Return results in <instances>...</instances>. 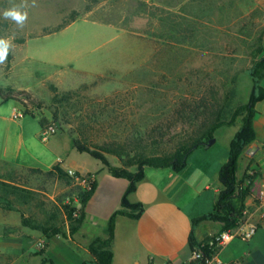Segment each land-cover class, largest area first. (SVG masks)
I'll return each instance as SVG.
<instances>
[{
  "label": "rangeland",
  "instance_id": "obj_1",
  "mask_svg": "<svg viewBox=\"0 0 264 264\" xmlns=\"http://www.w3.org/2000/svg\"><path fill=\"white\" fill-rule=\"evenodd\" d=\"M20 3L0 0V37L13 45L0 64V89L26 91L35 105L15 120L14 108L26 113L25 107L0 97V178L36 192L37 201L21 208L39 222L64 225L63 205H81L94 183L30 169L46 171L60 158L67 166L104 167L76 150L67 158L68 126L42 141L41 118L46 127L53 125L52 85L60 93H77L83 110L114 101L107 110L119 114L111 128L119 135V129L153 126L157 110L169 112L178 97L188 94L214 92L226 102L230 119L248 103L254 87L250 70L264 56V0H36L26 9L23 28L2 17ZM108 160L124 167L116 156ZM100 177L106 194L113 177L108 169ZM94 204L98 213L102 201ZM9 212L21 217L18 209ZM0 264H6L2 257Z\"/></svg>",
  "mask_w": 264,
  "mask_h": 264
},
{
  "label": "crops",
  "instance_id": "obj_2",
  "mask_svg": "<svg viewBox=\"0 0 264 264\" xmlns=\"http://www.w3.org/2000/svg\"><path fill=\"white\" fill-rule=\"evenodd\" d=\"M261 88L264 90V77ZM255 110V139L240 157L236 177L238 183L249 188L243 217L246 227L253 224L258 230L251 240L238 238L225 246L219 253L224 263L264 264V99L256 104ZM242 126V119H238L234 125L217 130L214 143L197 149L180 172L145 168V178L128 196L130 203L142 205L143 213L139 218L117 217L111 244L113 264H184L192 256L193 241L202 243L212 234L223 231V224L219 222H194L214 212L224 189L220 171L229 159L231 143ZM68 143L67 158L73 150L79 152L72 136ZM57 163L46 171L34 170L48 173L59 167L66 173L72 170L96 179L97 188L85 207L83 226L72 236L66 222L63 234L47 238L42 232L26 227L15 212L0 209V257L6 264L90 262L93 260L92 242L107 238L110 217L122 209V198L129 186L127 180L111 174L108 193L103 194L100 174L105 167L98 165L91 170L80 165L67 166L61 158ZM101 201L98 213L93 212L94 203ZM76 207L81 205L77 203Z\"/></svg>",
  "mask_w": 264,
  "mask_h": 264
},
{
  "label": "trees",
  "instance_id": "obj_3",
  "mask_svg": "<svg viewBox=\"0 0 264 264\" xmlns=\"http://www.w3.org/2000/svg\"><path fill=\"white\" fill-rule=\"evenodd\" d=\"M76 16L78 17V14L73 17ZM74 20L75 18L72 19ZM250 76L254 81L250 99L247 104L237 108L230 119L225 118L226 102L217 98L214 92L200 96L188 94L178 97L169 112L164 111V108L157 110L159 113L154 114L153 126L141 130L135 128L129 132L119 129V135L111 130L116 127L115 123L119 119V114L114 110H107L114 105V101L105 103L103 107L101 104L98 107L97 104H89V109L83 110L79 107L82 103L76 100L77 93H60L55 86H51L53 93L51 108L56 134L65 133V127L68 126V133L73 137L74 145L79 152L100 161L115 178L129 182L122 198V209L115 212L109 219L106 228L107 238L104 240L97 238L92 242L90 250L93 260L84 264H113L111 244L117 217L139 218L143 213L142 205L130 203L128 196L135 192L137 184L145 178L146 167L170 169L174 172L182 171L189 157L197 149L209 146L217 130L232 126L241 118L243 126L232 141L229 159L220 171V181L224 189L220 193L214 212L194 222L199 224L205 220H212L222 223L223 230L234 228L239 224L246 210L245 200L249 195V188L243 183H238L236 173L240 157L255 139L254 124L257 115L255 107L264 99V90L261 88V80L264 77V56L250 70ZM0 97L3 101L15 100L21 103L26 109V115H29V108L35 105L34 98L26 91L0 89ZM156 99L154 95V102ZM66 104L69 107H66L67 109L62 113L61 109L65 108ZM159 105L162 104L159 103ZM155 106L157 107L156 104ZM30 115L36 116L34 113ZM47 123L46 119L41 118L43 129L46 128ZM109 155L122 160L124 167L112 166L108 160ZM129 168H137V171L131 172ZM29 171L43 173L34 169ZM55 173L67 177V173L59 167L48 172L49 175ZM96 188L95 182L92 189L85 192L80 208L73 206L72 203L63 205L65 223L68 222L72 236L83 226L86 219L85 207L93 197ZM35 201L37 196L33 190L20 186L14 180L0 178V208L6 211L18 209L23 224L42 232L47 238L63 234L64 225H56L49 221L39 222L26 217L21 206H28ZM192 245L194 250L200 243L193 241Z\"/></svg>",
  "mask_w": 264,
  "mask_h": 264
},
{
  "label": "built area",
  "instance_id": "obj_4",
  "mask_svg": "<svg viewBox=\"0 0 264 264\" xmlns=\"http://www.w3.org/2000/svg\"><path fill=\"white\" fill-rule=\"evenodd\" d=\"M25 114V112L15 110L12 116L13 119L18 120L25 116ZM56 131L54 125L46 127L41 134L42 141H49L50 138L56 134ZM67 173L76 181L87 186L93 185L96 181L94 176H80L77 172L72 170ZM257 230L258 227L253 224H247L246 227L244 219H241L236 227L212 234L206 241L200 243V245L193 250L191 258L184 264H234L222 262L219 259V253L235 239L251 240L255 236Z\"/></svg>",
  "mask_w": 264,
  "mask_h": 264
},
{
  "label": "clouds",
  "instance_id": "obj_5",
  "mask_svg": "<svg viewBox=\"0 0 264 264\" xmlns=\"http://www.w3.org/2000/svg\"><path fill=\"white\" fill-rule=\"evenodd\" d=\"M36 0H31L29 5L28 0H21L20 4H13L11 7L2 12V17L5 20L12 21L17 27L23 28L28 20L27 8L35 6ZM12 41L6 37H0V64H4L7 60L10 50L12 48Z\"/></svg>",
  "mask_w": 264,
  "mask_h": 264
},
{
  "label": "water",
  "instance_id": "obj_6",
  "mask_svg": "<svg viewBox=\"0 0 264 264\" xmlns=\"http://www.w3.org/2000/svg\"><path fill=\"white\" fill-rule=\"evenodd\" d=\"M214 143V140L213 141H211V143L209 144V145H212Z\"/></svg>",
  "mask_w": 264,
  "mask_h": 264
}]
</instances>
